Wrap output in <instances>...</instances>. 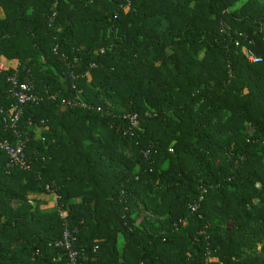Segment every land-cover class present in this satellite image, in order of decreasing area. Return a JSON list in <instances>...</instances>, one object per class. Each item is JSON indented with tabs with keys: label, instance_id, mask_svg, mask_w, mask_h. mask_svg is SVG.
I'll return each mask as SVG.
<instances>
[{
	"label": "trees",
	"instance_id": "1",
	"mask_svg": "<svg viewBox=\"0 0 264 264\" xmlns=\"http://www.w3.org/2000/svg\"><path fill=\"white\" fill-rule=\"evenodd\" d=\"M1 63L0 110L16 70L42 99L28 168L0 150V264H67L65 228L77 264H264V0H0Z\"/></svg>",
	"mask_w": 264,
	"mask_h": 264
},
{
	"label": "built area",
	"instance_id": "2",
	"mask_svg": "<svg viewBox=\"0 0 264 264\" xmlns=\"http://www.w3.org/2000/svg\"><path fill=\"white\" fill-rule=\"evenodd\" d=\"M223 31L229 33L227 28H223ZM250 43H252V41H250ZM234 45L240 48L242 55L249 63H259L262 61L261 56L257 55L248 45L242 44L239 39H234ZM60 58L65 60V56L63 54L60 55ZM65 64L68 68L66 72L67 76L71 79H76L78 76L72 70L73 65L67 60ZM6 69L7 66L1 63L0 72L5 71ZM7 80L12 86L11 90L14 103L7 113L2 111V109L0 110L1 113H5L2 116V120L0 122V130L1 128L3 131L11 130V132L15 135L16 140L11 141L7 136H0V150L4 151L7 156V170H11L15 167L24 169L28 168V165L25 161V147L27 139L20 136V133L16 129V125L23 113L24 106L28 103H39L42 99V96L36 92L35 81L30 75H24V77L21 79L19 71L16 70L7 77ZM72 87H75V85L73 84ZM51 97H54V95ZM61 103L65 106L78 105L88 107L78 98L62 99ZM122 116L127 121V127L124 131L125 134H130L133 136V130L138 125V113L134 111H127ZM191 208L192 210H196L197 205L194 204ZM62 215L65 216L66 214L62 213ZM75 231L76 229L70 230L69 228H65L62 236L54 241L56 246H60L65 250L68 259L67 264H77L79 257V252L73 247V244L76 240Z\"/></svg>",
	"mask_w": 264,
	"mask_h": 264
},
{
	"label": "crops",
	"instance_id": "3",
	"mask_svg": "<svg viewBox=\"0 0 264 264\" xmlns=\"http://www.w3.org/2000/svg\"><path fill=\"white\" fill-rule=\"evenodd\" d=\"M40 129H37V133H39ZM30 201L34 204L37 201L40 205L41 209H49L53 207V195L49 193H39V192H30L28 194Z\"/></svg>",
	"mask_w": 264,
	"mask_h": 264
},
{
	"label": "rangeland",
	"instance_id": "4",
	"mask_svg": "<svg viewBox=\"0 0 264 264\" xmlns=\"http://www.w3.org/2000/svg\"><path fill=\"white\" fill-rule=\"evenodd\" d=\"M237 5H239L240 4V2H238V3H236ZM249 131L251 132V129H249ZM144 214H146V213H144ZM228 227L230 226V225H227ZM120 238H121V236H120ZM119 238V239H120Z\"/></svg>",
	"mask_w": 264,
	"mask_h": 264
}]
</instances>
